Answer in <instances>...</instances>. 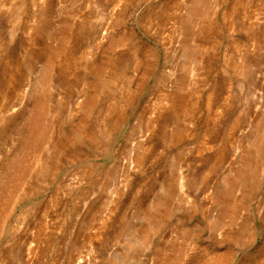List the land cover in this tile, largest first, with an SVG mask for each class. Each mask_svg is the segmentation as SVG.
<instances>
[{"label": "rangeland", "instance_id": "obj_1", "mask_svg": "<svg viewBox=\"0 0 264 264\" xmlns=\"http://www.w3.org/2000/svg\"><path fill=\"white\" fill-rule=\"evenodd\" d=\"M263 115L264 0H0V264H264Z\"/></svg>", "mask_w": 264, "mask_h": 264}, {"label": "bare ground", "instance_id": "obj_2", "mask_svg": "<svg viewBox=\"0 0 264 264\" xmlns=\"http://www.w3.org/2000/svg\"><path fill=\"white\" fill-rule=\"evenodd\" d=\"M195 7H196V6H195ZM191 11H193V10H191ZM193 12H194V11H193ZM260 124H261V128H263V130H262L261 133H264V115L260 118ZM255 146H256L257 150L261 152V151L264 149V141H263V143L260 142L258 145L255 144ZM257 146H258V147H257ZM262 148H263V149H262ZM263 250H264V249H263ZM263 250H262V252H264ZM218 258H219V257H218ZM212 261H213V260H212ZM213 262H215V261H213ZM213 262H212V263H213ZM220 262H221V261H220ZM220 262L217 261V259H216V264H221L222 262H221V263H220ZM213 264H214V263H213ZM222 264H223V263H222Z\"/></svg>", "mask_w": 264, "mask_h": 264}]
</instances>
